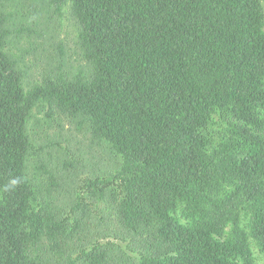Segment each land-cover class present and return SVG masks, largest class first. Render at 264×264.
Returning a JSON list of instances; mask_svg holds the SVG:
<instances>
[{"label": "trees", "instance_id": "1", "mask_svg": "<svg viewBox=\"0 0 264 264\" xmlns=\"http://www.w3.org/2000/svg\"><path fill=\"white\" fill-rule=\"evenodd\" d=\"M263 26L261 0H0V264H253Z\"/></svg>", "mask_w": 264, "mask_h": 264}, {"label": "rangeland", "instance_id": "2", "mask_svg": "<svg viewBox=\"0 0 264 264\" xmlns=\"http://www.w3.org/2000/svg\"><path fill=\"white\" fill-rule=\"evenodd\" d=\"M264 9V0H261ZM68 7H64V15L62 20H58L55 30V42L62 43L65 52V59L69 61L70 64H77L76 55L74 54V41L77 35L76 28L71 24L68 18ZM264 29V26H263ZM37 42V40H36ZM29 46V42L24 40L22 44L17 45V54H21L24 49V62L21 63L22 71L24 72V86L29 88V86L35 84L37 80H40L41 75H46L45 72L50 70V65L46 63L44 52L41 46L36 44V50L33 51L31 48L29 51L26 49ZM56 53V51H55ZM75 58V59H74ZM39 116H43L41 113ZM44 131V129H43ZM41 134V133H40ZM43 135V134H42ZM250 248L253 255V264H264V252H262L258 244L250 238ZM121 245H125L124 242H120Z\"/></svg>", "mask_w": 264, "mask_h": 264}]
</instances>
